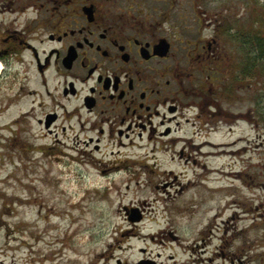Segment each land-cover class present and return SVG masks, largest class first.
Segmentation results:
<instances>
[{"label": "rangeland", "instance_id": "rangeland-1", "mask_svg": "<svg viewBox=\"0 0 264 264\" xmlns=\"http://www.w3.org/2000/svg\"><path fill=\"white\" fill-rule=\"evenodd\" d=\"M248 2L217 8L231 23ZM1 73L0 263L264 264V86L221 101L224 113L249 109L231 130L204 116L184 126L185 139H103L91 151L76 128L48 134L32 96L8 104ZM207 141L216 146L197 147Z\"/></svg>", "mask_w": 264, "mask_h": 264}, {"label": "flooded vegetation", "instance_id": "flooded-vegetation-1", "mask_svg": "<svg viewBox=\"0 0 264 264\" xmlns=\"http://www.w3.org/2000/svg\"><path fill=\"white\" fill-rule=\"evenodd\" d=\"M224 17L217 0H0L8 104L32 96L48 134L76 128L91 151L103 139H185L184 126L204 116L231 130L249 109L224 113L221 101L233 103L235 55L243 51L247 73L249 46Z\"/></svg>", "mask_w": 264, "mask_h": 264}, {"label": "trees", "instance_id": "trees-1", "mask_svg": "<svg viewBox=\"0 0 264 264\" xmlns=\"http://www.w3.org/2000/svg\"><path fill=\"white\" fill-rule=\"evenodd\" d=\"M243 6L249 9L247 17H241L239 21L236 18V21L233 20L231 23H229L227 15L224 17L225 25L231 30L236 43H239L242 48L246 44L249 46L248 72H243L244 67L242 65V72L234 75V85L242 86L247 81L249 87L258 92L259 84L264 86V1L249 0L247 5ZM245 59L246 57H243L242 60L245 61ZM258 93L260 97L264 98V89L262 93ZM255 110L254 112L259 115L258 110Z\"/></svg>", "mask_w": 264, "mask_h": 264}, {"label": "bare ground", "instance_id": "bare-ground-1", "mask_svg": "<svg viewBox=\"0 0 264 264\" xmlns=\"http://www.w3.org/2000/svg\"><path fill=\"white\" fill-rule=\"evenodd\" d=\"M1 68H2V64L0 63V70H1ZM227 151H224V153H226ZM215 155H219L220 153H214ZM228 154V153H227ZM223 175H229L228 173H223ZM224 176V177H225ZM235 203V201H228L226 204H225V206L226 207H231V206H233V204ZM240 217H242V216H240Z\"/></svg>", "mask_w": 264, "mask_h": 264}]
</instances>
